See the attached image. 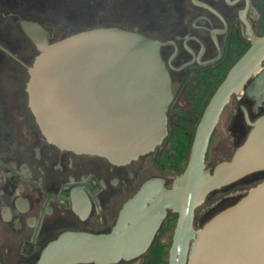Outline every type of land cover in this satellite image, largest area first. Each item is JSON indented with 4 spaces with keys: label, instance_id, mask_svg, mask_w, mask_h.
I'll return each instance as SVG.
<instances>
[{
    "label": "flooded vegetation",
    "instance_id": "obj_1",
    "mask_svg": "<svg viewBox=\"0 0 264 264\" xmlns=\"http://www.w3.org/2000/svg\"><path fill=\"white\" fill-rule=\"evenodd\" d=\"M102 28L156 41L170 77L166 135L126 162L49 141L29 105L38 45ZM251 33H264V0H0V264H35L65 231L108 233L118 220L139 219L122 215L127 201L151 178L173 187L213 95L252 45ZM262 114L264 57L218 112L205 167L230 159ZM263 178L257 170L211 190L194 209L193 227L239 200L246 190L238 184ZM177 217L166 208L146 251L108 264H167Z\"/></svg>",
    "mask_w": 264,
    "mask_h": 264
},
{
    "label": "water",
    "instance_id": "obj_2",
    "mask_svg": "<svg viewBox=\"0 0 264 264\" xmlns=\"http://www.w3.org/2000/svg\"><path fill=\"white\" fill-rule=\"evenodd\" d=\"M232 67L196 130L186 168L173 182L151 178L131 197L108 233L65 231L35 264H108L142 254L166 208L178 213L167 264H264V178L235 203L194 228V209L213 189L264 169V114L232 157L205 167L217 114L264 57V33ZM27 85L29 105L47 139L60 147L126 162L152 151L167 133L172 97L159 44L138 32L102 28L38 45ZM149 203V204H147Z\"/></svg>",
    "mask_w": 264,
    "mask_h": 264
},
{
    "label": "rangeland",
    "instance_id": "obj_3",
    "mask_svg": "<svg viewBox=\"0 0 264 264\" xmlns=\"http://www.w3.org/2000/svg\"><path fill=\"white\" fill-rule=\"evenodd\" d=\"M213 148H211V154L212 153H214V151L212 150ZM256 182H258L257 180H256ZM255 184V182H251L250 184H248V185H239L238 184V186H237V188H235V189H238L239 191H242V190H248V188L249 187H251L252 185H254ZM234 191V190H233ZM209 205V201H207L202 207H205V206H208Z\"/></svg>",
    "mask_w": 264,
    "mask_h": 264
}]
</instances>
